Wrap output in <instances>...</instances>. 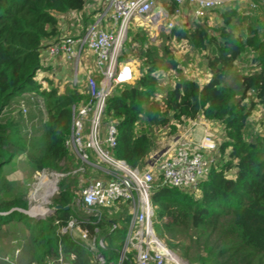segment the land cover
Segmentation results:
<instances>
[{
	"label": "trees",
	"instance_id": "1",
	"mask_svg": "<svg viewBox=\"0 0 264 264\" xmlns=\"http://www.w3.org/2000/svg\"><path fill=\"white\" fill-rule=\"evenodd\" d=\"M86 5V0H0V230L8 226L24 232L26 227L34 261L44 264L46 258L56 259L60 253L64 264H92L91 253L82 242L61 233L72 219L90 240L102 238L107 244L104 255L116 263L130 221L131 206L127 203L78 217L71 210L75 197L70 185L61 184L55 200V204L69 209L56 211L55 218L44 222L31 223L23 213L11 211L27 208L21 198L1 199L9 190L6 169L18 156L25 155L30 168L38 173L60 171L64 162L76 158L65 143L71 135L73 108L91 100L87 83L81 91L67 86L60 93L56 87L44 88L45 82L49 86L53 83L37 76L48 71L47 62L58 59L49 56V48L64 38L59 28L63 16L83 14ZM218 14L223 26L216 35L199 22L192 28L170 32L171 38L186 41L201 53L211 48V55H205L209 79L203 85L188 78L178 81L162 98L158 95V51L144 35L135 34L132 44L141 45L132 52H137L135 58L142 64L139 75L135 82L118 86L108 97L101 127L104 132L110 124L115 125L116 147L110 155L135 170L155 149L154 129L168 128L174 134L199 118L220 124L223 140L209 174L195 191L161 186L160 180L155 181L151 192L153 227L168 236L186 233L180 252L195 264H264V136L248 128L255 107L264 109V42L254 28L245 38L232 31L233 20L239 18L234 10ZM126 47L127 39L119 65L131 62L124 53ZM247 50L259 53L261 70L241 77L237 97L229 82L236 62ZM166 69H178L171 55ZM94 78L99 83L97 74ZM38 99L43 100L46 112L41 129L36 128L33 116L25 119L21 112L22 104ZM14 111L19 118L12 116ZM169 247L177 250L171 243ZM10 259L0 258V264H8ZM124 264L135 263L130 257Z\"/></svg>",
	"mask_w": 264,
	"mask_h": 264
},
{
	"label": "built area",
	"instance_id": "2",
	"mask_svg": "<svg viewBox=\"0 0 264 264\" xmlns=\"http://www.w3.org/2000/svg\"><path fill=\"white\" fill-rule=\"evenodd\" d=\"M101 1L111 10L110 22L113 28L104 29L102 25L105 16L98 14L83 34L66 36L54 42L49 48V56L54 59L62 57L76 68L81 63L84 52H90L95 58L96 73L100 81L98 83L94 77L87 79L91 100L87 105L73 108L71 135L65 146L83 166L99 168L96 158L110 169L108 179L92 181L81 192L82 208L94 212L118 203H127L131 206L129 227L116 263L109 261L104 255L103 252L107 249L104 240L98 236L90 240L79 229L75 219L61 229V233L74 238L73 233L77 232L79 236L76 239L91 253L92 264H124L130 257L135 264H182L154 230L151 192L156 180H160L161 186L195 191L198 183L209 174L214 160L211 155L218 149V145L207 130L203 131L199 139L201 127L205 125L192 122L188 131L175 140L174 146L156 155L154 161H145L142 171L138 168L132 170L123 161L110 155V151L116 147L117 130L114 124L107 127L105 137L100 139L101 118L106 101L111 95L110 90L134 81L132 68L128 64L119 65L123 40L133 18L146 20L157 32L162 29L161 24L166 22L167 28L172 31L182 19L198 22L215 10H222L242 0ZM250 2L251 9L264 8V0ZM77 83L76 79L75 85ZM24 112L26 113L25 110ZM55 215L56 211L51 217L55 218ZM98 233L96 230V234ZM6 261L9 259L6 258ZM46 262L64 264V258L60 253L56 259L46 258Z\"/></svg>",
	"mask_w": 264,
	"mask_h": 264
},
{
	"label": "rangeland",
	"instance_id": "3",
	"mask_svg": "<svg viewBox=\"0 0 264 264\" xmlns=\"http://www.w3.org/2000/svg\"><path fill=\"white\" fill-rule=\"evenodd\" d=\"M87 4L93 3L95 8V12L93 15L100 13V9L98 6L95 7L96 0H86ZM247 0L238 1L227 6L228 8H236L237 6L240 8V12L238 13L239 18L234 19L231 25L232 31H234L237 35H240L242 38H245L249 35V29L254 28L258 31V36L264 42V8L258 9H250L249 2ZM238 3V4H237ZM249 4V5H248ZM231 6V7H230ZM226 8V7H225ZM224 8V9H225ZM237 9V8H236ZM93 15H90V18L84 16V14H73L70 16L77 17H66L63 16L64 19L62 21H66L68 24L78 25L76 28V34H82L86 26L92 22ZM69 16V15H68ZM72 20H74V23ZM72 21V22H69ZM182 21H185L182 19ZM201 25H205L207 30L212 34L216 35L217 29L223 26V21L219 17L218 13L213 15H209L207 18L198 21ZM197 22L189 21L186 22L188 28H192L195 26ZM65 24V23H64ZM61 25V22H59ZM63 25V24H62ZM162 25V29L157 32V30L151 26L146 20L141 18H133L128 24V31L126 33L125 39H127V47L124 53L131 60L130 64H128L133 72H134V81L139 75L140 67L142 66L141 61L136 59L137 55L134 52V48L137 50L140 48V44H136L134 46L132 44L135 34L139 33L144 35L148 40L151 46H154L158 51V63H159V77H160V91L158 93L159 98L164 96L165 91L172 87L176 82L182 81L183 79H193L195 81L203 82L207 76V66L205 55H211V48L208 49L205 53H201L194 49L188 42L186 41H176L171 38V34L169 29L167 28V23L164 22ZM160 25V26H161ZM185 25V24H184ZM183 24L176 23L175 30L184 27ZM69 26V25H68ZM61 29V36H67L66 34H62L63 26L59 27ZM75 34V33H74ZM130 45V46H129ZM259 53L253 52L251 50H247L244 55H242L235 65V75L232 76V79L229 82V85L235 90L236 96L239 97L241 89H240V75L251 74L252 69L254 71L257 67L261 70L260 60L258 58ZM170 55L173 56L175 62L178 64L177 70H169L166 69ZM248 68H252L248 71ZM72 75V74H71ZM66 76V75H63ZM53 79L52 85L49 86L48 83H44V88L50 89L52 87L58 88L59 92H63L67 86L70 88H75L74 81L69 75V80H62L63 84H55L58 83L57 76H51ZM91 77V76H90ZM37 78L40 80L42 75L39 74ZM89 78V77H88ZM65 79V77H64ZM68 82V83H67ZM132 82V83H133ZM206 83V82H205ZM131 84V83H130ZM129 85V84H128ZM79 86V85H78ZM117 87H114L110 90L111 94H114L117 90ZM251 102L254 101V96L251 94L250 97ZM250 102V101H249ZM26 111V113L24 112ZM22 116L25 119H28L29 116H33L34 124L36 128H40V122L42 121V126L44 120H46V112L44 108V102L42 99H38L31 101L29 104H22L21 107ZM18 112L14 111L12 116L19 118ZM262 113L258 107H255L254 111L251 114L249 119L248 127L250 130H253V125H261L262 123ZM263 124V123H262ZM180 133L187 132L189 126H181ZM41 129V128H40ZM28 132H32V126L29 125ZM177 132V131H176ZM175 132V133H176ZM106 130H102L99 133L100 139L105 137ZM174 133V134H175ZM155 142L159 144V142H168L169 136L173 135L169 133V129H161L157 128L152 131ZM179 133H176L178 135ZM189 137V136H187ZM35 138H40L36 136ZM159 145L156 147L155 151L147 158L149 161H154V157L158 154L163 153V149H160ZM95 162L98 163L99 168H88V166H83L80 161L74 157V161L69 163L68 161L62 164L60 171H51L45 170L43 172H35L33 171L29 164L25 155H20L18 158L14 160V162L6 169L7 181L9 190L7 192H3L1 195L2 200H12V199H22L23 202L27 204L26 209L21 208H13L11 211H18L23 213L27 217L31 223L36 222H44L51 216H53L56 211L57 206L60 204H55V200L61 192V184L73 186L71 190L74 192V200L71 210L75 211L76 215L81 218H85L90 216L94 212L86 211L82 208L80 199L81 192L89 185L90 182L95 180H104L109 177L108 173H110V169L100 160L98 161L95 158ZM75 180V184L73 182ZM54 189V190H53ZM118 204L109 209H116ZM15 228H9L8 226L0 230V258L5 257L10 259L11 261L8 264H44V262H36V255L33 257L32 251L30 250L29 236L30 231L24 228V232H18ZM162 229V228H161ZM157 236L160 240L167 246L168 249L173 251L178 258L181 260L182 264H195L188 259H185L181 252L183 250L184 238L188 237L186 233H179L176 236H168L164 234L162 230L156 228L154 229ZM78 233H73V237L78 238ZM26 238V239H24ZM173 244L177 250L171 249L169 244ZM16 251V252H15ZM15 252V254H14ZM12 255H15V258H12Z\"/></svg>",
	"mask_w": 264,
	"mask_h": 264
},
{
	"label": "crops",
	"instance_id": "4",
	"mask_svg": "<svg viewBox=\"0 0 264 264\" xmlns=\"http://www.w3.org/2000/svg\"><path fill=\"white\" fill-rule=\"evenodd\" d=\"M247 1L249 2V4H251L250 0H247ZM96 6H98L99 9L101 8L99 10L100 13H98V14H102V16L103 15L105 16L104 19H103V25H102V27L104 29H107V30L112 29L113 26L111 25V22H110V12H111V10H109V8H107L106 5L102 4V1L101 0H96L95 7ZM236 8L234 9V8H228V7H226L225 9L223 8L222 10H215L210 15H213L215 13H221V12L225 11L226 9H232L235 12H237V14H238L240 12V8L238 6ZM249 8H250V5H249ZM252 10H254V9H252ZM94 12H95V8L93 6V3L92 4L89 3V4L86 5L85 12L83 14L86 17L90 18V15H93ZM98 14L93 15L92 22H90L86 27H88L90 24L93 23V21L96 18V15H98ZM66 17H77V16H70L69 15V16H66ZM62 19H64V18H62ZM72 21L74 22V20H72ZM72 21H69V22H72ZM189 21L190 20H186L185 19V21H179V23L180 24H183V25L185 24L184 27H182V28H187L186 22H189ZM68 25H67V22L65 20L64 21L61 20V25H59V27L63 26V28H62V34L63 35L66 34L67 36H77L76 32H78V31H76V28H78V25H75V27L77 26L76 28H74V24L73 25L72 24H68ZM60 35H61V31H60ZM60 37H63V36H60ZM46 55L47 54L44 53L43 56L46 57ZM46 67L48 68V71L41 74L42 75V78L46 77L47 79H49L51 81L53 79L51 76H57V78L59 77V79H58V83L55 82V84L62 85L63 84L62 80H64V81L65 80L66 81L69 80V78H70L69 75H70L73 81H74V78H75V80L77 79L78 83L76 84V86H77V88L80 91L83 89L82 88L83 84L84 83H87L88 77H90V76L91 77H95L96 74H97L96 73V68H95V58L88 51H86V52L83 53V56H82V59H81V63L79 64L78 68H76L73 64L67 62L62 57L61 58H58L52 64H48V62H47ZM251 69L248 68V71L251 70ZM259 72H260V69H259V67H257L255 71H254V69H252V73L251 74H256V73H259ZM235 73L236 72L234 70L233 75H235ZM63 75H66V76H63ZM246 75H248V74H246ZM242 76L243 75H240V77H242ZM64 77H65V79H64ZM208 79H209V72H207V76H206V78H205V80L203 82H200V83H199V81H197V82L200 85H203L205 82L208 81ZM74 85H75V82H74ZM256 107H258L261 110V112H263L262 113V123L263 124L261 123V125L260 124L259 125H253V128L254 129L252 131L255 134L264 136V109L261 106H259V105H257ZM195 122H199L200 124L205 125L204 127H201V132H200L199 139H201L202 134H203V131L204 130H207V133L209 134V136L210 135L213 136L216 144L219 147L220 146V143L223 140V128H222V126L220 124H218V123L208 122V121L204 120L203 118H199ZM191 125H192V123H190L189 125H187V126H189L188 128H190ZM180 128H182V127H179L178 130H177V132H176V133H179L178 135H176V133L173 134V135H170L169 136V140H168L167 143L161 141L158 144L156 142L155 148L158 147L159 145H161L160 146V149L162 148L164 151H166V150H168L170 148V146H174L175 140L177 138H179V136H182V135L185 134V132L180 133ZM155 150L156 149H154L152 152H154ZM152 152L150 153V155L152 154ZM217 153H218V150H216L215 152H212V155H211L212 158L216 157L217 156ZM95 168H97V167H95Z\"/></svg>",
	"mask_w": 264,
	"mask_h": 264
},
{
	"label": "water",
	"instance_id": "5",
	"mask_svg": "<svg viewBox=\"0 0 264 264\" xmlns=\"http://www.w3.org/2000/svg\"><path fill=\"white\" fill-rule=\"evenodd\" d=\"M250 146L252 147V148H255V145L254 144H250ZM142 169H143V166H139L138 167V170L139 171H142ZM68 210L69 208L68 207H66V208H63V207H61V206H57V208H56V210Z\"/></svg>",
	"mask_w": 264,
	"mask_h": 264
},
{
	"label": "clouds",
	"instance_id": "6",
	"mask_svg": "<svg viewBox=\"0 0 264 264\" xmlns=\"http://www.w3.org/2000/svg\"><path fill=\"white\" fill-rule=\"evenodd\" d=\"M126 37V36H125ZM125 41V38H124V40H123V42ZM121 65V64H120ZM132 83V82H131ZM126 85V84H125ZM76 86V85H75ZM77 87V86H76ZM56 211H58V210H56Z\"/></svg>",
	"mask_w": 264,
	"mask_h": 264
},
{
	"label": "bare ground",
	"instance_id": "7",
	"mask_svg": "<svg viewBox=\"0 0 264 264\" xmlns=\"http://www.w3.org/2000/svg\"><path fill=\"white\" fill-rule=\"evenodd\" d=\"M54 190V189H53Z\"/></svg>",
	"mask_w": 264,
	"mask_h": 264
}]
</instances>
